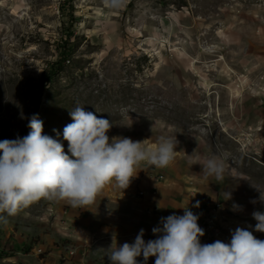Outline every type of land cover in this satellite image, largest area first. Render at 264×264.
Returning a JSON list of instances; mask_svg holds the SVG:
<instances>
[{
  "label": "rangeland",
  "instance_id": "rangeland-1",
  "mask_svg": "<svg viewBox=\"0 0 264 264\" xmlns=\"http://www.w3.org/2000/svg\"><path fill=\"white\" fill-rule=\"evenodd\" d=\"M76 106L108 119L110 139L154 148L176 137L174 162L141 163L127 189L108 184L87 207L42 198L8 216L0 264H110L140 229L154 240L160 218L185 208L202 244L229 243V226L264 240L252 217L264 212V0H0V141L28 135L36 115L71 155L63 130ZM213 155L222 181L202 172Z\"/></svg>",
  "mask_w": 264,
  "mask_h": 264
},
{
  "label": "clouds",
  "instance_id": "clouds-1",
  "mask_svg": "<svg viewBox=\"0 0 264 264\" xmlns=\"http://www.w3.org/2000/svg\"><path fill=\"white\" fill-rule=\"evenodd\" d=\"M105 2L112 8L123 6V0ZM70 116L73 122L65 126L63 138L71 155L59 140L42 134L43 121L36 115L27 118L28 135L0 141V221L6 223L8 216L42 198L66 201L73 208L90 206L108 184L127 189L141 163L163 169L174 162L176 137L161 135L154 148H147L143 141L128 137L110 139L107 133L113 125L109 120L86 112L82 106H76ZM25 118L21 114V119ZM200 165L205 177L224 179V163L215 155ZM256 189L259 202L264 203V191ZM199 206L196 201L194 207ZM232 210L242 209L233 204ZM252 217L257 222L255 231L264 232V212L253 211ZM198 219L187 208L182 216L161 217L152 229L156 239L145 242V230L140 229L133 243L116 247L107 259L110 264H138L137 257L143 255L144 264L149 257L156 258L155 264H264V240L252 231L237 227L229 243L202 244L200 237L205 233Z\"/></svg>",
  "mask_w": 264,
  "mask_h": 264
},
{
  "label": "built area",
  "instance_id": "built-area-1",
  "mask_svg": "<svg viewBox=\"0 0 264 264\" xmlns=\"http://www.w3.org/2000/svg\"><path fill=\"white\" fill-rule=\"evenodd\" d=\"M207 226H209V229H212L214 232L215 231L219 232V230H220L219 227H216L214 221L211 218L208 220ZM226 230L229 233H231V232H233V227L232 226H229V227L226 228Z\"/></svg>",
  "mask_w": 264,
  "mask_h": 264
},
{
  "label": "trees",
  "instance_id": "trees-1",
  "mask_svg": "<svg viewBox=\"0 0 264 264\" xmlns=\"http://www.w3.org/2000/svg\"><path fill=\"white\" fill-rule=\"evenodd\" d=\"M56 66L58 67V63L57 62L52 63L51 70H55L56 69ZM47 82H48V78L46 77V79L42 82L43 84H41L40 86L41 87H44Z\"/></svg>",
  "mask_w": 264,
  "mask_h": 264
}]
</instances>
